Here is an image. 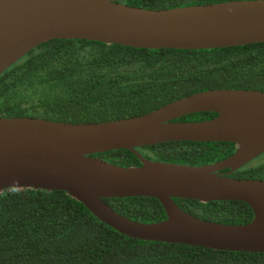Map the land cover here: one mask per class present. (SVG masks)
I'll return each mask as SVG.
<instances>
[{"label":"water","instance_id":"1","mask_svg":"<svg viewBox=\"0 0 264 264\" xmlns=\"http://www.w3.org/2000/svg\"><path fill=\"white\" fill-rule=\"evenodd\" d=\"M131 0H0V75L36 47L83 40L141 50H215L264 44V0L167 10L129 6ZM198 113L217 116L177 122ZM168 142L229 143L228 158L205 166L158 162L136 150ZM116 150L141 165L122 167L93 157ZM264 154V92L211 89L148 114L98 123L0 118V193L60 191L99 222L133 240L225 252L264 254V180L228 175ZM224 170H229L224 174ZM152 198L165 219L141 223L104 200ZM240 202L253 218L242 225L208 222L173 200Z\"/></svg>","mask_w":264,"mask_h":264},{"label":"trees","instance_id":"2","mask_svg":"<svg viewBox=\"0 0 264 264\" xmlns=\"http://www.w3.org/2000/svg\"><path fill=\"white\" fill-rule=\"evenodd\" d=\"M238 0H131L146 10H167ZM211 89L264 92V44L215 50H141L83 40H53L31 50L0 75V118L31 117L65 123H98L148 114L175 100ZM213 113L177 122H201ZM165 163L205 166L228 158L229 143L168 142L136 150ZM122 167L140 166L126 150L94 155ZM229 170H224L227 174ZM264 180V154L228 175ZM205 220L242 225L252 220L240 202L173 200ZM104 202L141 223L164 220L152 198ZM0 264H264V254L133 240L99 222L60 191L0 193Z\"/></svg>","mask_w":264,"mask_h":264}]
</instances>
